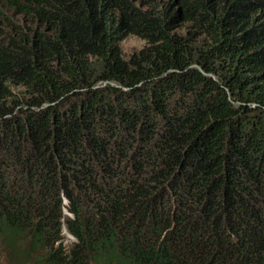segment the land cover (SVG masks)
<instances>
[{"label": "trees", "instance_id": "obj_1", "mask_svg": "<svg viewBox=\"0 0 264 264\" xmlns=\"http://www.w3.org/2000/svg\"><path fill=\"white\" fill-rule=\"evenodd\" d=\"M0 264H264V0H0Z\"/></svg>", "mask_w": 264, "mask_h": 264}, {"label": "rangeland", "instance_id": "obj_2", "mask_svg": "<svg viewBox=\"0 0 264 264\" xmlns=\"http://www.w3.org/2000/svg\"><path fill=\"white\" fill-rule=\"evenodd\" d=\"M143 45H144L143 41L133 37H128L121 42L120 49L124 57H127L131 55L133 52H136L139 49H141Z\"/></svg>", "mask_w": 264, "mask_h": 264}]
</instances>
